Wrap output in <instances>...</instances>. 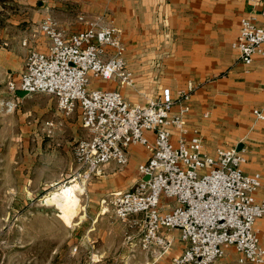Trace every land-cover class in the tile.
Here are the masks:
<instances>
[{"label":"built area","instance_id":"1","mask_svg":"<svg viewBox=\"0 0 264 264\" xmlns=\"http://www.w3.org/2000/svg\"><path fill=\"white\" fill-rule=\"evenodd\" d=\"M259 15L260 24L253 17H240L238 33L230 44L244 65L254 55H264V1ZM77 21L83 27L66 34L54 17L45 14L39 31L49 40L47 50L29 49L18 80L7 83L12 92L55 96L65 115L79 108L85 135L75 144L70 180L84 183L101 175L112 162L125 166L129 147L141 145L148 157L137 166L138 180L102 200L120 221L139 226L140 248L159 246L165 251L175 239L172 230L177 229L185 246L171 257V264H209L222 256L225 245L238 253V264L264 263V247L254 226L257 218L264 217L260 174L243 172L241 150L215 147L210 153L200 134L187 129L190 85L176 96L169 87H162L145 96L143 103L130 102L119 89L88 88L90 79L133 87L135 75L125 58L121 30L113 21L85 14H79ZM27 43V39L22 41ZM261 94L262 103L251 109L260 121L264 120V84ZM45 125L47 135L51 134L54 123L46 121ZM144 130L154 132L153 142ZM161 195L175 198L179 206L159 205Z\"/></svg>","mask_w":264,"mask_h":264},{"label":"crops","instance_id":"2","mask_svg":"<svg viewBox=\"0 0 264 264\" xmlns=\"http://www.w3.org/2000/svg\"><path fill=\"white\" fill-rule=\"evenodd\" d=\"M263 1L48 0L43 7L60 20L56 21L66 34L83 27L77 21L79 14L103 16L121 30L125 58L134 72L135 86H119L107 80L90 81L88 88L119 89L130 102L143 103L145 96L154 95L162 87H169L176 96L190 85L192 92L185 115L187 129L200 134L204 148L210 153L215 147H238L245 157L243 172H257L264 182V120H256L251 114V109L262 103L264 55H254L244 65L230 47L238 33L240 17H253L256 24L262 22L259 9ZM29 12L21 20L29 29L23 31L27 45L0 48V106L2 101L14 104L27 95L19 89L9 91L7 83L18 80L29 49L46 51L48 47L47 37L39 31L45 11L30 7ZM123 87L131 89L122 90ZM177 108L174 106L173 112ZM4 109L0 108V115ZM43 130L46 131V125ZM144 152L138 147L129 149L134 167L147 159ZM119 188L120 183L106 186L109 190L106 197H98L101 212L110 208L102 200H107L109 193L122 190ZM254 226L264 247V217L257 218ZM172 233L175 239L171 247L151 259L150 264H171V257L182 251L185 243L179 238V231L173 229ZM224 253L209 264H238V253L231 245L224 246Z\"/></svg>","mask_w":264,"mask_h":264},{"label":"rangeland","instance_id":"3","mask_svg":"<svg viewBox=\"0 0 264 264\" xmlns=\"http://www.w3.org/2000/svg\"><path fill=\"white\" fill-rule=\"evenodd\" d=\"M47 2L0 0V48L13 49L22 43L24 32L29 29L21 20L29 16L30 7L42 8L45 11L42 18L45 14L51 15L43 7ZM106 50L110 51L108 47ZM3 107L0 115V264H150L151 259L164 252L159 246L140 248L139 226L129 227L111 208L100 211L98 197H106L109 191L106 186L120 183L119 189L127 190L138 180L140 175L133 162L130 163L129 149L138 147L148 154L143 146L129 147L125 166L112 162L102 175L79 183L70 180L73 150L77 140L85 135L79 108L65 115L59 111L56 97L45 93L29 94L9 105L2 101L0 108ZM46 121H52L55 126L49 135L43 130ZM143 134L153 142V131L144 130ZM71 183L80 185L76 191V212L43 202L44 196L58 186ZM162 204H167L168 209L179 206L175 198L164 195L159 199V205ZM127 234L132 237L128 239Z\"/></svg>","mask_w":264,"mask_h":264},{"label":"bare ground","instance_id":"4","mask_svg":"<svg viewBox=\"0 0 264 264\" xmlns=\"http://www.w3.org/2000/svg\"><path fill=\"white\" fill-rule=\"evenodd\" d=\"M79 186L72 183L58 186L56 190L44 196L43 202L57 206H65L70 210L76 209L78 203L76 191L80 189Z\"/></svg>","mask_w":264,"mask_h":264},{"label":"water","instance_id":"5","mask_svg":"<svg viewBox=\"0 0 264 264\" xmlns=\"http://www.w3.org/2000/svg\"><path fill=\"white\" fill-rule=\"evenodd\" d=\"M21 94L25 95L26 93L23 92V91H21ZM237 148H238V147H237ZM237 148H236V149H237ZM237 150H238V149H237ZM147 178H148L147 176H144V177H143V179H147Z\"/></svg>","mask_w":264,"mask_h":264}]
</instances>
